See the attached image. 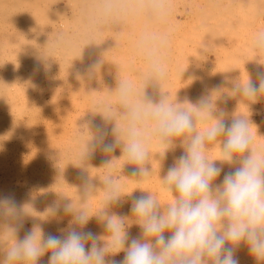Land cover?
I'll list each match as a JSON object with an SVG mask.
<instances>
[{"label": "rangeland", "instance_id": "1", "mask_svg": "<svg viewBox=\"0 0 264 264\" xmlns=\"http://www.w3.org/2000/svg\"><path fill=\"white\" fill-rule=\"evenodd\" d=\"M5 1H0V194L13 193L16 200L25 205L28 219L19 237H22L33 223L53 234H59L58 228H67L73 220L72 214H65L62 207L55 217L49 212V206L53 203L62 206L65 202H70L74 210H87L90 219L84 226L85 230L107 236L108 233L104 231L102 222L96 217L98 210L104 207L105 180L108 177H111L113 182L121 186L124 191L132 190L133 195L151 194L162 206L171 203V195L163 190V178L174 156H179L183 151L180 145L189 134L172 138V144L179 142L175 143L177 146L174 144L175 151L171 150L168 156L166 154L164 156L162 145L159 144L158 147L152 145L153 142L155 144L158 142L155 126L154 132L151 129L154 121L150 117L137 121L136 128L143 132V136L144 133L147 134L146 138L144 137L147 145L151 142L148 146V156L151 159L148 157V161L143 165L148 169V175H136L137 178L130 176L133 167L137 170L138 166H141H135L136 164L124 158L123 147L128 137L126 132L128 134L129 129L127 128L132 123L130 116H132L133 106L130 105V107L119 99L121 82L128 81L127 83L131 86L132 96H134L131 97L132 103L135 100V103H141L143 99L141 95L145 94L144 100L147 96H151L149 99L155 103L163 97L167 102L191 109L197 132H203L206 125L213 123L212 120H203L196 114L197 101L206 94L211 97L214 114L223 109L228 119L241 115L249 118L253 147L264 150V94L258 96L255 101L246 100L247 98L240 101V98L236 99V96L240 94L233 92V85L236 82H245L250 76L255 79L257 66H264L262 65L264 51H257L254 48L256 37L264 33V23L259 22L264 18V4H261L260 0H167L170 14L164 22H159L148 10L151 0H139L140 7L133 2L132 5L131 0H112V3L110 0H103V3L102 0H83L84 2L82 0H75L76 2L74 0L71 2L70 0H44L45 2L29 0V8L23 0H18L21 1V6L16 0ZM33 1L39 3H37L39 8L32 3ZM77 2L79 4L81 2L82 5ZM13 3L18 5V10ZM74 3L82 8L90 5L92 8L89 6L86 10L92 12L74 14L72 11V8L76 6ZM106 4H111L113 7L112 14L108 15L110 17L101 14ZM12 5L16 10L11 9ZM132 6L139 9H135L134 12ZM220 6L228 11L227 14L226 10L220 9ZM34 7L39 12L34 11ZM131 7L133 10L130 9ZM218 11L223 15L217 20L220 15ZM232 17L234 24L231 26L229 24L230 27H228L226 21ZM225 18L228 19L225 20ZM100 19H102L101 22ZM221 19H224L226 24ZM13 20L14 23H12ZM216 21L223 23L217 25ZM99 23L101 24L98 25ZM107 24L112 25L110 29ZM36 25L39 26L36 27ZM38 27L40 29L37 31ZM235 30L243 32L244 39L241 35L236 38L233 33ZM99 31H102V34ZM251 31L255 34L245 38L246 33ZM152 32L164 33L168 37L164 58L165 62L168 60L169 62L165 63L168 68L166 67L163 78L156 74L150 76V71L146 73H149L148 75L144 72L145 69L149 70L146 67L148 59H146V50H141L140 40L145 33ZM62 33L64 36L67 34L74 38L71 36L72 39L69 41L70 38L67 36L64 38ZM206 34L211 37V40ZM67 38L69 39L66 40ZM75 38L77 43L74 41ZM101 40L103 41L99 42ZM221 46L226 50L221 51ZM166 50H170L169 54ZM211 55L220 59V65L225 61V55H229L226 60L228 58L239 60L255 58V60H251L253 65L247 67L229 66V69L228 66L222 65L223 69L219 65V67L211 68L212 66L206 65L204 61ZM262 56L263 58H260ZM94 61H99L100 67L91 72L85 71L86 66ZM147 66L149 67V64ZM135 70L139 71V75ZM224 70L228 74H225ZM134 71L137 76L132 74ZM212 77L214 79H210ZM124 79L126 81H123ZM5 80L6 85H4ZM221 81H223L222 85ZM195 88L197 90H194ZM257 112L259 114H256ZM129 117L131 119H128ZM105 118L108 120L106 121ZM214 118L213 115L212 119ZM258 120L259 124L256 123ZM105 121L109 134L104 142L115 143L118 138L120 143L111 153L100 152L101 149L98 147L93 154L89 155L88 146L96 135L93 125L102 124ZM144 127L149 128L147 132L144 131ZM113 128L121 131L117 137L112 134ZM149 133L152 140L148 138ZM111 137L115 138L114 142L109 140ZM149 150L158 155L152 156ZM218 154L219 148L216 147L209 152V157L215 158ZM101 159L102 161H99ZM125 160L126 163H124ZM164 160L167 162L165 163ZM158 165H160L159 168ZM224 170L227 171L228 167L225 166ZM81 174L86 175L91 183L87 193L83 189ZM222 177L223 172L217 183ZM149 179H151L150 183ZM129 184L132 187L130 185L129 188ZM161 190L162 192H159ZM122 198L123 204H112L107 210L110 213L126 216L128 230L132 236H136L140 229L133 222L135 217L130 211L131 201L127 196ZM9 226L6 219H0V260H3L12 242L8 231ZM46 255L38 264H46L48 259ZM238 256L240 264H257L252 257L248 256L246 248H241ZM122 257L123 253H120L115 258L122 259Z\"/></svg>", "mask_w": 264, "mask_h": 264}, {"label": "clouds", "instance_id": "2", "mask_svg": "<svg viewBox=\"0 0 264 264\" xmlns=\"http://www.w3.org/2000/svg\"><path fill=\"white\" fill-rule=\"evenodd\" d=\"M148 10L159 22L170 14L167 0H151ZM112 11V5L106 4L101 14L108 16ZM167 44L164 33H145L141 37L140 47L147 52L150 76H165ZM254 48L264 51V33L256 37ZM97 67L100 62L94 61L85 71ZM233 92L252 101L264 94V66H257L255 79L250 76L246 82H236ZM131 97V86L121 82L119 99L128 104ZM195 108L203 120L215 116L203 132L196 131L191 109L169 103L163 97L155 103L146 97L132 108L123 152L128 162L141 166L132 171L133 176L148 175V169L143 167L148 145L135 126L137 121L144 117L154 121L163 155L169 149L174 151L172 138L189 134L181 144L183 151L174 156L163 178V190L171 195V203L162 206L151 194L133 195L108 177L104 207L96 217L107 236L85 230L90 219L87 210H74L70 202H65L62 206L53 203L49 212L55 217L62 207L65 214H72L67 228H58L59 234H53L33 223L19 237L28 219L25 205L13 193L0 194V219L9 222L12 237L0 264H38L48 253L46 264H240L241 248H246L257 264H264V150L253 147L249 118L241 115L228 119L223 109L214 114L211 97L206 94L199 98ZM93 127L96 135L88 146L89 155L98 147L104 153L113 152L119 139L105 143L109 134L105 124ZM112 134L118 136L119 130L113 128ZM216 147L218 156L210 158L209 152ZM81 179L87 193L91 183L84 174ZM124 196L131 201L133 222L140 229L136 236L128 230L126 216L107 210L112 204H123ZM120 253L122 259H116Z\"/></svg>", "mask_w": 264, "mask_h": 264}, {"label": "bare ground", "instance_id": "3", "mask_svg": "<svg viewBox=\"0 0 264 264\" xmlns=\"http://www.w3.org/2000/svg\"><path fill=\"white\" fill-rule=\"evenodd\" d=\"M0 1H1V0H0ZM3 1H4V0H3ZM11 1H12V0H11ZM16 1H18V0H16ZM23 1L25 2V4L27 3V5L30 4V3H28L29 0H26L27 2H26L25 0H23ZM30 1H31V0H30ZM36 1H37V0H36ZM36 1H35V2H36ZM38 1H39V0H38ZM99 1H100V0H99ZM111 1H112V0H110V2H111ZM124 1H126V0H124ZM134 1H135V0H131L130 2H131V3H132V2L135 3L134 5H137V6L140 4V3H139V0H136L137 2H136V1L134 2ZM5 2H7V0H6ZM5 2H4V3H5ZM13 2L15 3V1H13ZM41 2H45V1L43 0V1H41ZM70 2H71V0H70ZM70 2H69V3H70ZM74 2H76V1L74 0ZM82 2H84V1L82 0ZM117 2H118V1H117ZM142 2H143V1H141V3H142ZM259 2H260L261 4H264V0H260ZM14 3H13V4H14ZM18 3L20 4L21 1H18ZM32 3H34V1H33ZM37 3H38V2H37ZM37 3H34V4L38 7V6H39V5H38L39 3H38V4H37ZM95 3H96V2H95ZM102 3H103V0H102ZM111 3H112V2H111ZM118 3H119V2H118ZM118 3H117V4H118ZM133 3H132V5H133ZM136 3H137V4H136ZM260 3H259V4H260ZM22 4L24 5L23 2H22ZM44 4H45V3H44ZM70 4H71V3H70ZM74 4H76V3H74ZM77 4H79V3L77 2ZM77 4H76V6L82 5L81 2H80L79 5H77ZM89 4H90V3H89ZM128 4L130 5V3H128ZM15 5H16V7L18 6L17 4H14V6H15ZM23 5H22V6H23ZM72 5H73V3H72ZM72 5H71V6H72ZM86 5H87V4H86ZM91 5H92V4H91ZM140 5H141V4H140ZM140 5H139V7H140ZM20 6H21V4H20ZM68 6H69V4H68ZM73 6H74V5H73ZM73 6H72V7H73ZM76 6H75V8H72V7H71V8L73 9L72 11H73L74 14H84V12H85V13H87V12H88V13H91V12H92V11L89 12V11L86 10V8H87V7L89 8L90 5H89V6H86V8H82V6H81V7H80V6H79V7H76ZM104 6H105V5H104ZM211 6H212V5H211ZM12 7H13V5H12ZM29 7H30V5H28V8H29ZM84 7H85V4H84ZM90 7H91V6H90ZM101 7H102V6H101ZM116 7H117V5H116ZM132 7H134V6H132ZM132 7H131L130 9H132ZM139 7H137V8L139 9ZM213 7H214V6H213ZM216 7H217V6H216ZM3 8H4V7H3ZM19 8H20V7H19ZM24 8H25V5H24ZM38 8H39V7H38ZM91 8H92V7H91ZM137 8H136V6L133 8V9H134V12H135V9H137ZM197 8H198V7H197ZM263 8H264V7H263ZM11 9H15V10H16V8H14V7L11 8ZM34 9H35V7H34ZM133 9H132V10H133ZM220 9L223 10L224 7L220 6ZM2 10H3V9H2ZM17 10H18V7H17ZM24 10H25V9H24ZM38 10H39V9H38ZM88 10H89V9H88ZM90 10H91V9H90ZM225 10H226V9H224V11H225ZM3 11H4V10H3ZM12 11H13V10H12ZM27 11H28V9H27ZM30 11H31V10H30ZM34 11L39 12V11H37V9H35ZM40 11H41V10H40ZM213 11H214V10H213ZM224 11H223V12H224ZM23 12H24V11H23V9H22V13H23ZM214 12H215V11H214ZM218 12H219V11H218ZM227 12H228V11L226 10V14H227ZM262 12H263V9H262ZM262 12H261V14H262ZM129 13H130V12H129ZM219 13H220V12H219ZM263 13H264V12H263ZM98 14H100V13H98ZM134 14H135V13H134ZM211 14H212V13H211ZM4 15H5V14H4ZM15 15H16V14H15ZM19 15H21V14H19ZM22 15H23V14H22ZM22 15H21V16H22ZM39 15H40V14H39ZM132 15H133V14H131V16H132ZM217 15H218V14H217ZM217 15H216V17H217ZM221 15H223V14L220 13V15L218 16L217 20H218L219 18H221ZM233 15H234V14H233ZM5 16H6V15H5ZM11 16H13V15H11ZM36 16L38 17V15H36ZM41 16H42V14H41ZM131 16H130V17H131ZM228 16L230 17L229 13H228ZM234 16H235V15H234ZM1 17H2V16H1ZM34 17H35V16H34ZM39 17H40V16H39ZM39 17H38V18H39ZM108 17H110V16H108ZM3 18H5V17H3ZM3 18H2V19H3ZM9 18H10V16H9ZM131 18H132V17H131ZM131 18H130V19H131ZM2 19H1V20H2ZM6 19H7V18H6ZM15 19H18V18H15ZM226 19H228V18H225V20H226ZM229 19H230V20H229ZM229 19L226 21L228 27H230L231 25L234 24V23H233V17H232V18H229ZM235 19H236V18H235ZM235 19H234V21H235ZM4 20H5V19H4ZM8 20H9V19H8ZM101 20H102V19H100V22H101ZM221 20L223 21L224 19H221ZM225 20H224V21H225ZM257 20H258V19H257ZM10 21H11V20H10ZM17 21H18V20H17ZM17 21H16V22H17ZM97 21H98V20H97ZM97 21H96V22H97ZM104 21H105V20H103V22H104ZM130 21H131V20H130ZM224 21H223V22H224ZM8 22H9V21H8ZM14 22H15V21L13 20L12 23H14ZM30 22H31V21H30ZM112 22H114V21H112ZM131 22H132V21H131ZM213 22H214V21H213ZM223 22H220V21H219V23H223ZM259 22H261V23L263 24L262 21H259ZM18 23H19V22H18ZM105 23H106V22H105ZM105 23H102V24H105ZM108 23H110V22H108ZM216 23H218V21H216ZM219 23H218L217 25H219ZM226 23L224 22V24H226ZM244 23H245V22H244ZM20 24L22 25L23 23H20ZM100 24H101V23H99L98 25H100ZM112 24H113V23H112ZM119 24H120V23H119ZM229 24H230V26H229ZM245 24H246V23H245ZM124 25H126V24H124ZM180 25H181V24H180ZM257 25H258V23H257ZM260 25H261V24H260ZM18 26H19V25H18ZM29 26L32 27V25H29ZM37 26H39V25H36V27H37ZM93 26H94V25H93ZM107 26H109V25L107 24ZM107 26H106V27H107ZM110 26H112V25H110ZM110 26H109V29H110ZM31 27H30V28H31ZM157 28H158V27H157ZM21 29H22V26H21ZM25 29H26V28H25ZM27 29H28V26H27ZM39 29H40V28L38 27L37 31H38ZM41 29H42V28H41ZM100 29H101V28H100ZM28 30H29V29H28ZM30 30H31V29H30ZM34 30H35V29H33V31H34ZM209 30H210V29H209ZM209 30H208V31H209ZM37 31H36V32H37ZM42 31H43V30H42ZM103 31H105V30H103ZM210 31H213V30H210ZM19 32H20V31H19ZM24 32H26V31H24ZM39 32H40V31H39ZM43 32H46V31L44 30ZM96 32H97V31H96ZM96 32H95V33H96ZM99 32H100V34H102V33H101L102 31H99ZM105 32H106V31H105ZM217 32H218V31H217ZM217 32H216V33H217ZM21 33H22V32H21ZM41 33H42V32H41ZM71 33H72V32H71ZM85 33H86V32H85ZM103 33H104V32H103ZM133 33H134V32H133ZM133 33H132V34H133ZM191 33H192V32H191ZM191 33H190V34H191ZM208 33L210 34V32H208ZM221 33H222V32H221ZM2 34H3V33H2ZM6 34H7V33H6ZM54 34H55V33H54ZM62 34H63L62 36H64V33H62ZM65 34H66V33H65ZM74 34H75V33H74V31H73V34H72V35L74 36ZM80 34H81V33H80ZM83 34H84V32H83ZM86 34H87V33H86ZM96 34H97V33H96ZM100 34H99V35H100ZM107 34H108V33H107ZM217 34H218V33H217ZM222 34H223V33H222ZM37 35H38V34H37ZM72 35H71V36H72ZM99 35H97V36H99ZM105 35H106V34H105ZM105 35L103 36L104 38H105ZM206 35L208 36V34H206ZM66 36H67V34H66ZM66 36H64V38H65ZM71 36L68 35L67 37H69L70 39L67 38L66 40L69 39V41H70V40L72 39V37H73V36H72V37H71ZM77 36H78V35H76V37H77ZM89 36H91V35H89ZM100 36H101V35H100ZM100 36H99V37H100ZM54 37H55V36H54ZM87 37H88V36H87ZM92 37H93V35H92ZM101 37H102V36H101ZM116 37H117V36H116ZM116 37H115V38H116ZM37 38H39V37H37ZM41 38H42V37H41ZM73 38H74V37H73ZM77 38L79 39V36H78ZM104 38H103V39H104ZM209 38H210V40H211V37L208 36V39H209ZM87 39H88V38H87ZM100 39H101V38H100ZM117 39H118V38H117ZM36 40H37V39H36ZM63 40H64V39H63ZM76 40H77V39L75 38V39H74L75 43H77ZM115 40H116V39H115ZM40 41H41V40H40ZM40 41H39V42H40ZM72 41H73V40H72ZM78 41H79V40H78ZM86 41H87V40H86ZM93 41H94V39H93ZM102 41H103V40H101V41H99V42H102ZM108 41H109V40H108ZM117 41H118V40H117ZM64 42H65V40H64ZM66 42H68V41H66ZM133 42H134V41H133ZM62 43H63V42H62ZM85 43H86V42H85ZM87 43H88V41H87ZM130 43H131V42H130ZM44 44H45V43H44ZM66 44H67V43H66ZM68 44H69V43H68ZM68 44H67V45H68ZM73 44H74V43H73ZM69 45H70V44H69ZM219 47H220V46H219ZM221 48H222V46H221ZM26 49H27V48H26ZM35 49H36V48H35ZM179 49H181V48L179 47ZM216 49H217V48H216ZM141 50H142V49H141ZM170 50H171V49H170ZM170 50H169V51H170ZM222 50L224 51V50H226V49H223V48H222L221 51H222ZM143 51H145V50H143ZM167 51H168V50H166V52H167ZM169 51L167 52L168 54H169ZM177 51H178V50H177ZM35 53H36V52H35ZM143 53H144V52H142V54H143ZM146 53H147V52H146ZM146 53H145V54H146ZM179 53H180V52H179ZM223 53H224V52H223ZM258 54H259V52H258ZM258 54H257V55H258ZM260 54H261V53H260ZM34 55H35V54H34ZM34 55H33V56H34ZM143 55H144V54H143ZM261 55H262V54H261ZM261 55H260V56H261ZM42 56H43V55H42ZM227 56H229V55H225V57H224V58H225V61H224L223 63L221 62V63H222V64L220 65L221 67H222L223 64H224V67H226L225 62L227 61V60H226V57H227ZM263 56H264V55H263ZM263 56L260 57V58H263ZM35 57H36V59H38V58H37V55H35ZM144 57H145V56H144ZM146 57H147V55H146ZM146 57H145V58H146ZM222 57H223V56H222ZM258 57H259V56H258ZM142 58H143V56H142ZM36 59H35V60H36ZM146 59H147V58H146ZM146 59H145V60H146ZM164 59H165V58H164ZM167 59H168V58H167ZM228 59H230V58H228ZM219 60H220V59H219ZM219 60H217V61H219ZM36 61H37V60H36ZM217 61H216V66H215V67H217V66L219 67V64L217 63ZM222 61H223V59H222ZM102 62H103V61H102ZM166 62H169V60L166 61ZM166 62H165V63H166ZM228 62H229V61H228ZM228 62H227V63H228ZM234 62H236V61H233V62H232V60L230 61V64L233 63V65H232L231 67H233L234 65H236L237 62H236L235 64H234ZM142 63H143V62H142ZM178 63H179V62H178ZM210 63H211V62H210ZM214 63H215V62H214ZM146 64H147V65L149 64V63H148V60H147V63H146ZM217 64H218V65H217ZM259 64H260V63H259ZM142 65H144V63H143ZM147 65H146V67L149 68ZM169 65H170V64H169ZM211 65H213V64H211ZM262 65H264V64H262ZM227 66L229 67V63H228ZM143 67H145V66H143ZM166 67H167V66H166ZM169 67H170V66H169ZM221 67H220V68H221ZM141 68H142V67H141ZM167 68H168V67H167ZM211 68H213V66H212ZM222 68H223V67H222ZM222 68H221V69H222ZM5 69H6V68H5ZM143 69H144V68H143ZM223 69H224V68H223ZM229 69H230V67H229ZM137 70H139V69H137ZM137 70H135V71L137 72ZM168 70H169V69H168ZM216 70H218V69L216 68ZM226 70H228V68H226ZM135 71H134V73L132 72V74L136 75V72H135ZM149 71H150V70L147 71V70L145 69V71H144V72H145V75H148L149 73H148V74H146V73L149 72ZM213 71H215V70H213ZM224 71H225V70H224ZM144 72H143V73H144ZM216 72H217V71H216ZM228 72H229V70H228ZM228 72L225 71V74H226V73L228 74ZM143 73H142V74H143ZM223 73H224V72H223ZM137 74L139 75V71L137 72ZM149 75H150V74H149ZM153 75H154V74H153ZM223 75H224V74H223ZM136 76H137V75H136ZM174 76H175V75H174ZM242 77H243V76H242ZM169 78H170V77H169ZM223 78H224V77H223ZM243 78H244V77H243ZM210 79H214V77H212V78H210ZM226 79H227V78H226ZM37 80H38V79H37ZM128 80H129V79H128ZM131 80H133V79H131ZM131 80H130V81H131ZM136 80H138V79H136ZM215 80H216V79H215ZM242 80H243V79H242ZM123 81H126V79H124ZM138 81H139V80H138ZM158 81H159V80H158ZM223 81H224V80H223ZM223 81L220 82L221 85H222ZM227 81H228V80H227ZM246 81H247V80H245V82H246ZM127 82H128V81H127ZM132 82H133V81H132ZM211 82H212V81H211ZM225 82H226V81H225ZM212 83H213V82H212ZM206 84H207V82L205 83V85H206ZM4 85H6V80H5V84H4ZM100 86H101V85H100ZM208 86H209V85H208ZM210 86H212V85H210ZM217 87H218V86H217ZM217 87H216V89H217ZM219 87H222V86H219ZM10 88H11V87H10ZM100 89H101V87H100ZM102 89H103V88H102ZM205 89H206V88H205ZM214 89H215V88H214ZM218 89H219V88H218ZM5 90H6V89H5ZM194 90H197V88H195ZM104 91H105V90H104ZM218 94L220 95L221 93H218ZM140 95H141V94H140ZM140 95H139V97H140ZM214 95H215V94H214ZM141 96H142L141 98H143V99L141 100V103H143V100H144L145 94H143V95H141ZM149 96H150V95H149ZM161 96H162V95H161ZM163 96H164V95H163ZM132 97H134V96H132ZM137 97H138V95H137ZM137 97L135 96L136 99H137ZM150 97H151V96H150ZM150 97L147 96V98H150ZM157 97H158V95H157ZM157 97H156V98H157ZM171 97H172V96H171ZM232 97H233V96H232ZM240 97H241V96L236 97V99H238V98H240ZM141 98H140V99H141ZM158 98H159V97H158ZM190 98H191V97H189V99H190ZM197 98H199V97H197ZM234 98H235V97H234ZM172 99H173V98H172ZM184 99H185V98H184ZM184 99H183V100H184ZM244 99H246V98L243 97V100H244ZM132 100H133V99H132ZM138 100H139V99H138ZM138 100H137V101H138ZM222 100H223V99H222ZM246 100H249V99H246ZM246 100H245V101H246ZM133 101H134V100H133ZM158 101H159V100H158ZM170 101H171V100H170ZM172 101H173V100H172ZM172 101H171V102H172ZM179 101H180V100H179ZM181 101H182V100H181ZM181 101H180V102H181ZM185 101H186V100H184V102H185ZM218 101H219V100H218ZM240 101H242L241 98H240ZM135 102H136V100H135ZM135 102L132 103V101H131V103H128V104H129V106L132 105V106L134 107V104H136ZM174 102H175V101H174ZM184 102L182 101V103H184ZM192 102H193V101H192ZM194 102H195V101H194ZM213 102H214V101H213ZM237 102H239V101H237ZM169 103H170V102H169ZM175 103H176V102H175ZM185 103H186V102H185ZM240 103H241V102H240ZM247 103H248V102H247ZM104 105H105V104H104ZM104 105H103V106H104ZM175 105H176V104H175ZM194 105H195V104H194ZM240 105H242V104H240ZM254 106H255V105H254ZM130 107H131V106H130ZM133 107H132V108H133ZM251 108L253 109V107H251ZM129 112H130V111H129ZM131 112H132V110H131ZM194 112H195V111H194ZM245 113H246V112H245ZM131 114H132V113H131ZM95 116H96V115H95ZM126 116H127V115H126ZM102 117H103V116H102ZM115 117H116V116H115ZM115 117H114V118H115ZM122 117H123V116H122ZM130 117H132V116H130ZM130 117H129L128 119H131ZM194 117H195V116H194ZM106 118H107V116H106ZM106 118H105V120L107 121L108 119H106ZM195 118H196V117H195ZM197 118H198V117H197ZM126 119H127V118H126ZM128 119L126 120V122L128 121ZM144 119H145V118H144ZM102 120H103V119H102ZM112 120H113V119H112ZM116 120H117V119H116ZM210 120H212V119H210ZM103 121H104V120H103ZM106 121L104 122V123H106L105 125H107V122H106ZM129 121H130V120H129ZM194 121H195V120H194ZM196 121H197V120H196ZM109 122H111V120H110ZM124 122H125V121H124ZM200 122H201V121H200ZM200 122H197V123H200ZM213 122H214V121H213ZM104 123H102V124H104ZM117 123H118V121H117ZM121 123H122V121H121ZM130 123H131V122H130ZM140 123H141V124H144V123H142V122H140ZM140 123H138V124H140ZM148 123H151V122H148ZM153 123H154V122H153ZM203 123H204V122H203ZM123 124H124V123H122V126H123ZM108 125H109V124H108ZM117 125H118V124H117ZM109 126H110V125H109ZM109 126H108V127H109ZM124 126H125V125H124ZM124 126H123V127H124ZM128 126H129V124H128ZM123 127H122V128H123ZM152 127H153V128H151V129H152L153 132H154V125H153ZM144 128H145L144 131L146 130L145 132H147V129H149V128L146 129V127H144ZM127 129H129V127H128ZM127 129H126V130H127ZM118 130H119V129H118ZM120 130H121V128H120ZM123 130H124V129H123ZM126 130H125V131H126ZM152 130H151V131H152ZM119 132L121 133V131H119ZM198 132H199V131H198ZM142 133H143V132H142ZM150 133H151V132H150ZM150 133H149V135H148V136H149L148 138L151 137V136H150ZM144 134H145V135H144L143 137L146 138V135H147V134H146V133H144ZM126 135H128L127 132H126ZM152 135H153V134H152ZM112 137H113V135H112ZM112 137H111V139H109V140L113 141V140L115 139V138L112 139ZM115 137H117V135H116ZM122 137L124 138V136H122ZM126 137H127V136H126ZM119 138H120V137H119ZM117 139H118V138H117ZM150 139H151V138H150ZM151 140H152V139H151ZM174 140H176V139H174ZM113 142H114V141H113ZM178 142H179V141H178ZM178 142L176 141L175 143H178ZM175 143H174V144H175ZM149 144H151V142H150ZM149 144H148V146H150ZM159 144H160V143H158V142H157V144H155L154 142L152 143L153 147H154V146H157V147H158ZM174 144H173V145H174ZM152 145H151V146H152ZM175 145L177 146V144H175ZM178 146H179V145H178ZM180 146H181V145H180ZM157 147H156V148H157ZM215 149H216V148H215ZM151 150L155 151L154 149H151ZM217 150H218V149H217ZM101 151H102V150H100V152H101ZM149 151H150V150H149ZM157 151H158V149H157ZM174 151H175V150H174ZM215 151H216V150H215ZM215 151H214V152H215ZM150 152H151V151H150ZM170 152H171V149H169V150L166 152V155H167V154H170ZM177 152H178V151H177ZM151 153H152V154H151ZM151 153H150V154H151L152 156H156V155H158V154H155V153H154V154H155V155H154L153 152H151ZM102 155H103V154H102ZM108 155H109V154H108ZM115 155H116V154H115ZM96 156H97V155H96ZM164 156H165V155H164ZM167 156H168V155H167ZM101 157H102V156H101ZM104 157H106V156L104 155ZM148 157H149V156H148ZM96 158H97V157H96ZM102 158H103V157H102ZM108 158H109V157H108ZM124 158H125V157H124ZM149 158H150V157H149ZM113 159L116 160L115 158H113ZM150 159H151V158H150ZM154 159H155V158H154ZM103 160H104V159H103ZM166 160H167V159H166ZM48 161H49V160H48ZM99 161H102V159L99 160ZM146 161H148V160H146ZM146 161H145V162H146ZM150 161H151V160H150ZM97 162H98V161H97ZM123 162H124V161H123ZM154 162H155V161H154ZM164 162H165V160H164ZM166 162H167V161H166ZM166 162H165V163H166ZM124 163H126V160H125ZM171 163H172V162H171ZM114 164H115V163H114ZM146 164H147V163H146ZM154 164H155V163H154ZM152 165H153V164H152ZM156 165H157V163H156ZM111 166H112V165H111ZM120 166H121V165H120ZM126 166H127V165H126ZM126 166H125V167H126ZM135 166H138V165H135ZM150 166H151V164H150ZM167 166H168V165H167ZM152 167H153V166H152ZM159 167H160V165H158V168H159ZM116 168H117V167H116ZM158 168H157V169H158ZM162 168L164 169V167H162ZM135 169H136V168H135ZM135 169H134V167H133L131 170H135ZM138 169H139V166H138ZM138 169H137V170H138ZM166 169H167V168H166ZM111 172H112V171H111ZM131 173H132V172H131ZM153 173H154V172H153ZM112 175H113V174H112ZM131 175H132V174H130V176H131ZM129 178H130V177H129ZM136 178H137V176H136ZM151 179H152V178H151ZM151 179H149V183H150V180H151ZM147 180H148V179H147ZM113 181H114V180H113ZM119 182H120V181H119ZM130 182H131V180H130ZM133 182H135V181H133ZM140 182H141V181H140ZM144 182H145V181H144ZM144 182H143V183H144ZM146 182H147V181H146ZM146 182H145V183H146ZM141 183H142V182H141ZM160 183H161V181H160ZM126 184H127V183H126ZM134 184H135V183H134ZM134 184H133V185H134ZM161 184H162V183H161ZM130 185H131V184H129L128 187H129ZM145 185H146V184H145ZM145 185H144V186H145ZM144 186H143V187H144ZM146 186H147V185H146ZM131 187H132V185H131ZM138 187H139V186H138ZM152 187H153V186H152ZM129 188H130V187H129ZM149 188H150V186H149ZM153 188H154V187H153ZM137 190H138V188H137ZM131 191H132V190H131ZM131 191H130V192H131ZM148 191H149V190H148ZM100 192H101V191H100ZM150 192H151V191H150ZM159 192H162V190L159 191ZM155 193H156V192H155ZM145 194H147L146 191H145ZM152 194H154L153 191H152ZM243 256H244V255H243ZM248 256H249V255H248ZM242 258H243V257H242ZM248 258H250V257H248ZM248 258H247V259H248Z\"/></svg>", "mask_w": 264, "mask_h": 264}, {"label": "crops", "instance_id": "4", "mask_svg": "<svg viewBox=\"0 0 264 264\" xmlns=\"http://www.w3.org/2000/svg\"><path fill=\"white\" fill-rule=\"evenodd\" d=\"M234 35H235V37L236 38H239V36L241 35L242 36V38H243V32H238V30H235L234 32ZM255 34V32H253V31H251V32H247L246 33V37L245 38H248L249 36H250V34L252 35V34ZM258 34H259V32H257ZM244 39V38H243ZM248 44V43H247ZM243 48V47H242ZM218 59L215 57V56H213V55H211V56H209V57H207L206 59H204V61L206 62V65H208V66H216V61H217ZM232 60V62L233 61H236V62H234V64L236 63V65H234L235 67H247V66H250V65H253V63L251 62V60L252 61H254L255 60V58H253V59H249V58H247V59H241V60H239V59H227V61L225 62V65L227 66L228 65V63H229V66H232L233 65V63H231L230 64V61ZM229 61V62H228ZM211 62V63H210ZM215 62V63H214ZM228 62V63H227ZM217 63L220 65V63H219V61H217ZM211 64H213V65H211ZM217 64V65H218ZM261 64V63H260ZM262 64H264V63H262ZM224 65V64H223ZM241 97V99H243V96L242 95H240ZM236 97H239V96H236ZM261 108V107H260ZM256 114H259L258 112L256 113ZM256 123L257 124H259L260 122H259V120L258 121H256ZM49 255H50V253H48L47 255H46V257H49Z\"/></svg>", "mask_w": 264, "mask_h": 264}, {"label": "flooded vegetation", "instance_id": "5", "mask_svg": "<svg viewBox=\"0 0 264 264\" xmlns=\"http://www.w3.org/2000/svg\"><path fill=\"white\" fill-rule=\"evenodd\" d=\"M262 22L264 23V18H263V21Z\"/></svg>", "mask_w": 264, "mask_h": 264}]
</instances>
